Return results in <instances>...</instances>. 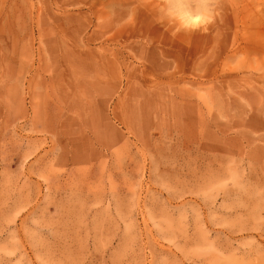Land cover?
Returning a JSON list of instances; mask_svg holds the SVG:
<instances>
[{
    "label": "rangeland",
    "instance_id": "374dc122",
    "mask_svg": "<svg viewBox=\"0 0 264 264\" xmlns=\"http://www.w3.org/2000/svg\"><path fill=\"white\" fill-rule=\"evenodd\" d=\"M0 264H264V0H0Z\"/></svg>",
    "mask_w": 264,
    "mask_h": 264
}]
</instances>
